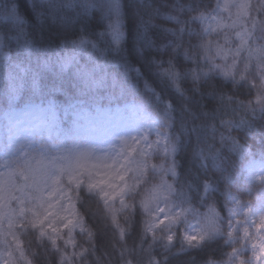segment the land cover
<instances>
[{
	"label": "snow or ice",
	"instance_id": "snow-or-ice-1",
	"mask_svg": "<svg viewBox=\"0 0 264 264\" xmlns=\"http://www.w3.org/2000/svg\"><path fill=\"white\" fill-rule=\"evenodd\" d=\"M119 9V0H111L108 35L116 48L124 39ZM0 19L16 26L25 23L15 6ZM192 19L199 33L190 27L182 32L186 30L194 42L190 39L186 45L181 36L173 48L192 67L182 72L170 58L160 68L178 94H185L184 81L190 79L195 86L217 74L234 84L250 77L253 87L256 79L264 82V20L252 15V0H217L214 9L199 11ZM77 43L85 48L91 42ZM71 62V57L63 61L65 67ZM21 91L22 84H10L6 141H0V264H38L41 255L43 264H166L170 256L217 242L221 254H209L204 264H264V187L255 186L264 162L249 160L247 198L236 191L224 193L227 218L213 204L203 213L190 207L174 211L176 168L156 159V153L171 156L176 146L163 144L158 134L156 140L149 138L148 129L136 118L140 106H129L127 115L118 110L108 125L85 137V145H110L98 155L80 143H54L53 136L60 135L53 131L56 106L26 104L17 111L14 105ZM208 94L216 97L218 106L230 102L215 88ZM254 101L255 108L264 110V83L257 87ZM232 123L223 121L225 127ZM230 139L233 151L247 154L243 145ZM85 195L97 198L100 229L86 223L78 210ZM190 212L199 217L198 228L183 234L176 247L173 229ZM106 228H111L110 234L102 230Z\"/></svg>",
	"mask_w": 264,
	"mask_h": 264
},
{
	"label": "clouds",
	"instance_id": "clouds-1",
	"mask_svg": "<svg viewBox=\"0 0 264 264\" xmlns=\"http://www.w3.org/2000/svg\"><path fill=\"white\" fill-rule=\"evenodd\" d=\"M216 3L119 0L124 39L116 48L108 35L113 19L111 0H0V14L15 6L25 18L22 26L0 19V112L6 113L10 107L11 83L22 84L14 106L51 102L65 113L69 133L72 117L78 112L138 105L142 111L136 118L148 129L149 138L156 140L158 134L163 144L176 146L171 156L156 153V159L176 168L173 210L190 207L203 213L213 204L227 218L229 204L224 193L236 191L247 198L249 160L264 162V110L255 108L254 101L257 87L264 82L256 79L257 87H253L250 77L234 84L217 74L195 86L190 79L184 81L185 94L180 95L160 73L170 58L182 72L192 67L173 48L181 36L186 45L190 39L194 42L182 29L190 27L199 33L200 26L192 18L199 11L214 9ZM252 15L264 20V0H252ZM81 39L91 43L80 48L77 42ZM149 40L151 45L146 44ZM66 57L72 58L67 67L63 63ZM213 88L230 98L226 106H218L216 97L208 94ZM223 121L233 123L225 127ZM230 138L243 145L247 154L233 151ZM61 139L71 146L93 147L98 155L110 147L99 141L85 145L84 137ZM206 185L211 186L208 191ZM255 186L264 187V172ZM79 211L86 223L100 229L96 197L85 195ZM198 220L190 212L174 227L176 247L183 234L196 231ZM102 230L111 233V228ZM38 264H43V255ZM161 264L165 262L161 260Z\"/></svg>",
	"mask_w": 264,
	"mask_h": 264
},
{
	"label": "rangeland",
	"instance_id": "rangeland-1",
	"mask_svg": "<svg viewBox=\"0 0 264 264\" xmlns=\"http://www.w3.org/2000/svg\"><path fill=\"white\" fill-rule=\"evenodd\" d=\"M41 106H46L47 104L36 103ZM133 104H128L125 106H113V107H98L93 110L81 111L76 113L72 117L73 125L72 130L69 131L65 128V113L56 108V119L57 127L54 128V132H59V137L53 136V142L58 141L61 138H67V136H77V137H87L90 134H94L92 130L100 129L105 127L110 123V118H114L118 110L124 112L125 115L128 114L129 106ZM25 105H21L16 108L17 111L23 109ZM5 113L0 115V141H6L7 135V119L5 118Z\"/></svg>",
	"mask_w": 264,
	"mask_h": 264
},
{
	"label": "trees",
	"instance_id": "trees-1",
	"mask_svg": "<svg viewBox=\"0 0 264 264\" xmlns=\"http://www.w3.org/2000/svg\"><path fill=\"white\" fill-rule=\"evenodd\" d=\"M195 6V5H193ZM247 19V18H245ZM21 105L15 106V108L19 107ZM2 112H0L1 115ZM79 210V205H78ZM123 223V221H121ZM132 241H129V244L131 245ZM221 247L219 244L213 243L209 247L204 248L203 251L201 250H195V252H187V253H181L175 256H170L169 260L166 262V264H199V262L206 258L209 254L213 256H219L221 254ZM109 252L111 255H115L114 252L109 248ZM192 256H195L196 259H191Z\"/></svg>",
	"mask_w": 264,
	"mask_h": 264
}]
</instances>
